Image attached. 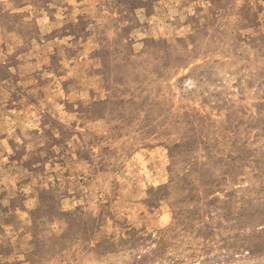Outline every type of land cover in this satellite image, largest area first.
Wrapping results in <instances>:
<instances>
[{
  "label": "rangeland",
  "instance_id": "rangeland-1",
  "mask_svg": "<svg viewBox=\"0 0 264 264\" xmlns=\"http://www.w3.org/2000/svg\"><path fill=\"white\" fill-rule=\"evenodd\" d=\"M0 264H264V0H0Z\"/></svg>",
  "mask_w": 264,
  "mask_h": 264
}]
</instances>
